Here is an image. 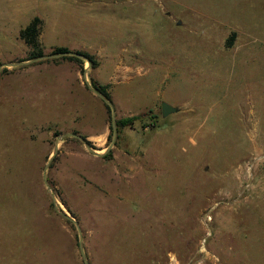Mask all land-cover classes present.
Returning a JSON list of instances; mask_svg holds the SVG:
<instances>
[{"label": "rangeland", "instance_id": "1", "mask_svg": "<svg viewBox=\"0 0 264 264\" xmlns=\"http://www.w3.org/2000/svg\"><path fill=\"white\" fill-rule=\"evenodd\" d=\"M83 254L264 264V0H0V264Z\"/></svg>", "mask_w": 264, "mask_h": 264}, {"label": "water", "instance_id": "2", "mask_svg": "<svg viewBox=\"0 0 264 264\" xmlns=\"http://www.w3.org/2000/svg\"><path fill=\"white\" fill-rule=\"evenodd\" d=\"M65 56H75V57H78V58H81V59H86L87 58L83 55V54H78V53H62V54H59V55H50V56H42L41 58H39V60H46V59H55V58H60V57H65ZM87 77V76H86ZM109 106L110 108L112 109L113 111V124H114V130L116 131V116H115V109L113 107V104L111 101H108L104 98V96L98 92H96ZM161 110H162V116L164 118H167L168 116L172 115V114H175V113H178L180 111V108L178 107H175V106H172L168 103H162L161 105ZM77 137L78 139H80L81 141L85 142V139L80 137V136H75ZM79 231H80V228H79V225L76 223ZM80 247H81V250L83 251V244L82 242L80 243ZM83 257L85 259V263L86 264H89L88 261H87V257L85 254H83Z\"/></svg>", "mask_w": 264, "mask_h": 264}, {"label": "trees", "instance_id": "3", "mask_svg": "<svg viewBox=\"0 0 264 264\" xmlns=\"http://www.w3.org/2000/svg\"><path fill=\"white\" fill-rule=\"evenodd\" d=\"M33 30H35V28H31ZM62 52H67V49H57L54 54H59V53H62ZM84 56L87 57V59L91 62L92 64V67H95L96 63H95V59L90 56L89 54H86V53H82ZM44 54L42 52V50H38L37 52H34L33 54H31L29 60L31 59H37V58H40L42 57ZM69 60H72V61H77V62H83L81 59L77 58V57H67ZM93 87L100 93L104 96V98L108 101L111 100V97H110V94L108 93V88L107 86H98L97 84H93ZM107 108L110 109V107L107 105ZM135 120V118H125V119H122L121 121L118 122V125L120 126H126L128 124H132V122Z\"/></svg>", "mask_w": 264, "mask_h": 264}]
</instances>
